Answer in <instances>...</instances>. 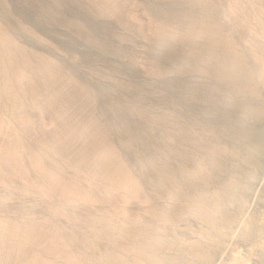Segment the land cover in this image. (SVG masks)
<instances>
[{
    "label": "rangeland",
    "instance_id": "374dc122",
    "mask_svg": "<svg viewBox=\"0 0 264 264\" xmlns=\"http://www.w3.org/2000/svg\"><path fill=\"white\" fill-rule=\"evenodd\" d=\"M0 264H264V0H0Z\"/></svg>",
    "mask_w": 264,
    "mask_h": 264
}]
</instances>
